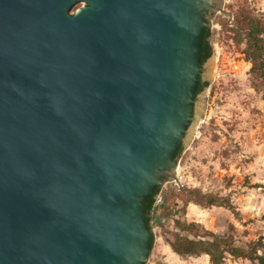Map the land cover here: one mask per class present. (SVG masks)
<instances>
[{"label": "water", "instance_id": "water-1", "mask_svg": "<svg viewBox=\"0 0 264 264\" xmlns=\"http://www.w3.org/2000/svg\"><path fill=\"white\" fill-rule=\"evenodd\" d=\"M223 6L0 0V264H147L146 200L205 116Z\"/></svg>", "mask_w": 264, "mask_h": 264}, {"label": "rangeland", "instance_id": "rangeland-1", "mask_svg": "<svg viewBox=\"0 0 264 264\" xmlns=\"http://www.w3.org/2000/svg\"><path fill=\"white\" fill-rule=\"evenodd\" d=\"M240 0H224L210 17L216 74L207 88V108L188 148L180 157L177 180L161 187L157 203L176 204L161 223L152 221L155 242L147 264H212L208 255L182 257L170 244L177 231L172 219L197 222L216 234L232 233L238 244L260 243L264 252V85L251 72L244 44L237 43L235 10ZM264 17V0H244ZM79 3L74 8H79ZM183 189H199L228 199L226 206L188 203ZM162 208L158 215L165 214ZM225 264H258L228 256Z\"/></svg>", "mask_w": 264, "mask_h": 264}, {"label": "trees", "instance_id": "trees-1", "mask_svg": "<svg viewBox=\"0 0 264 264\" xmlns=\"http://www.w3.org/2000/svg\"><path fill=\"white\" fill-rule=\"evenodd\" d=\"M235 12V24L237 43L244 44V54L246 61L252 64L251 72L260 79L264 85V17L254 8L250 7L247 1L240 0ZM212 35L208 26L202 37L201 62L204 64L213 54L212 44L209 40ZM209 86L208 81L199 78L197 94ZM183 146L178 151V156L182 153ZM161 187L155 189L154 193L147 198L145 205V214L148 227L152 230L151 221L161 223V217L169 216L171 218L172 210L177 207V203L168 204L167 197L157 203L156 196ZM187 192L184 199V207L188 203H194L203 207L226 206L234 210L232 203L224 197H219L210 193H203L199 189H183L180 193L181 198ZM162 208L166 211L164 216L157 213ZM173 225L177 231L172 233V239L169 244L172 250L182 257H199L208 255L212 264H225L226 258H250L257 260L258 264H264V252L259 253L263 241L260 243L238 244L232 233L216 234L206 229L197 222H187L183 219H172ZM163 225V223H161ZM154 236L152 235V247ZM258 244V245H257Z\"/></svg>", "mask_w": 264, "mask_h": 264}, {"label": "bare ground", "instance_id": "bare-ground-1", "mask_svg": "<svg viewBox=\"0 0 264 264\" xmlns=\"http://www.w3.org/2000/svg\"><path fill=\"white\" fill-rule=\"evenodd\" d=\"M203 120V118L199 121V123ZM199 123L197 124V126L199 125Z\"/></svg>", "mask_w": 264, "mask_h": 264}]
</instances>
